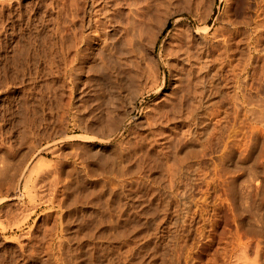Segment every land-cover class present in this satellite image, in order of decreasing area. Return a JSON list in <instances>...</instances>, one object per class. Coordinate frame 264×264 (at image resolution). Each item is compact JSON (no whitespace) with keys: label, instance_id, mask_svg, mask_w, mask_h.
<instances>
[{"label":"rangeland","instance_id":"1","mask_svg":"<svg viewBox=\"0 0 264 264\" xmlns=\"http://www.w3.org/2000/svg\"><path fill=\"white\" fill-rule=\"evenodd\" d=\"M158 1L0 0V264H264V0ZM103 32L106 67L82 64Z\"/></svg>","mask_w":264,"mask_h":264},{"label":"bare ground","instance_id":"2","mask_svg":"<svg viewBox=\"0 0 264 264\" xmlns=\"http://www.w3.org/2000/svg\"><path fill=\"white\" fill-rule=\"evenodd\" d=\"M90 1V0H89ZM112 1V0H111ZM120 1V0H119ZM154 1V0H153ZM157 1V0H156ZM172 1V0H171ZM174 1V0H173ZM199 1V0H198ZM262 1V0H261ZM107 2H108V0H107ZM105 3V4H108V3ZM110 2V1H109ZM168 2H169V0H168ZM168 2H166V0H159L158 1V4H160V7L162 6V7H164L165 8V10H166V8H168V7H166V5H168ZM264 2V1H263ZM113 3H114V1H113ZM112 3V4H113ZM117 3V2H116ZM142 2L140 1V3L139 4H141ZM146 3V2H145ZM154 3V2H153ZM164 3H167V4H165V6H163L164 5ZM171 3V2H170ZM169 3V4H170ZM197 3V2H196ZM89 4V3H88ZM105 4H104V6H105ZM147 4H150V3H147ZM155 4L156 3H154L153 5L155 6ZM158 4H156L157 6H158V8H160L159 7V5ZM47 5V4H46ZM114 5V8H116L117 6L115 5V4H113ZM112 5V6H113ZM137 5V4H136ZM144 5V4H143ZM152 5V6H153ZM108 6V5H107ZM111 6V5H110ZM116 6V7H115ZM147 6V5H146ZM195 6V5H194ZM10 7V6H9ZM139 7V6H138ZM143 7V6H142ZM151 7V6H150ZM264 7V6H263ZM107 8L108 7H106L105 9L107 10ZM113 8V7H112ZM121 8V7H120ZM131 8V7H130ZM149 8V7H148ZM164 8H162L163 10V12L160 14V16H159V18L156 20V22L155 23H152L153 22V17H154V13H156V12H154V13H152V12H148V14H147V17H146V21H148L149 22V25L152 27V29H153V33H151L152 31H150L149 32V34L151 33V39H155V37L156 36H158L160 33H161V31L163 30V28H164V26L166 25V23H167V20H168V15L166 14L167 12H165L164 13ZM261 8H262V6H261ZM2 9V8H1ZM68 9V8H67ZM88 9V8H87ZM90 9V8H89ZM101 9V8H100ZM104 9V10H105ZM118 9V8H117ZM147 9V8H146ZM153 9V8H152ZM154 9H157V7L156 8H154ZM161 9V8H160ZM103 10V9H102ZM115 10V9H114ZM134 10V9H133ZM139 10V9H138ZM226 10V9H225ZM152 11H155V10H152ZM157 12H158V10H156ZM160 11V10H159ZM260 11V10H259ZM261 11H263V9L261 10ZM102 12V11H101ZM111 12H113V11H111ZM141 12H142V8H141ZM172 12V11H171ZM100 13V12H99ZM98 13V14H99ZM159 13V12H158ZM156 14V15H159V14ZM170 12H168V14H169ZM90 14H91V12H90ZM136 14V13H135ZM139 14V13H138ZM143 14V13H142ZM262 14H264V13H262ZM261 14V15H262ZM100 15V14H99ZM101 15H103V14H101ZM145 15V14H144ZM143 15V16H144ZM61 16V15H60ZM67 16V15H66ZM84 16V15H83ZM91 16V15H90ZM131 16V15H130ZM50 17V16H49ZM109 17V16H108ZM34 18V17H33ZM88 18V17H87ZM91 18V17H90ZM90 18H88L89 19V21H88V19H86L85 21H86V24L85 25H83V26H85V28H83V30L81 31V29H80V32H78L79 33V35H77L76 33H75V36H77L76 38L78 39V42H79V44L80 43H87V42H89V40H90V38L92 37V35H90V28L88 27L89 25H90V21L91 22H93L94 21V24H97L98 25V23H101V20H100V18L99 19H90ZM135 18H136V16H135ZM138 18V17H137ZM143 18V17H142ZM145 18V17H144ZM179 17H176L175 18V22H176V20L178 19ZM70 19V18H69ZM81 19V18H80ZM140 19V18H139ZM107 20V19H106ZM263 20V19H262ZM72 21H73V19H72ZM81 21V20H80ZM83 21V20H82ZM116 21V20H115ZM130 21V20H129ZM128 21V22H129ZM132 21V20H131ZM130 21V22H131ZM136 21H137V19H136ZM155 21V20H154ZM179 21V20H178ZM231 21V20H230ZM124 22V21H123ZM50 23V22H49ZM81 23V22H80ZM83 23V22H82ZM141 23V22H140ZM143 23H144V21H143ZM151 23H152V25H151ZM177 23V22H176ZM175 23V24H176ZM263 23V22H262ZM31 24V23H30ZM91 24H93V23H91ZM112 24V23H111ZM121 24V23H120ZM127 24H129V23H127ZM133 24V23H132ZM132 24H130V25H132ZM142 24V23H141ZM141 24H139V25H141ZM146 24V23H145ZM175 24H173L174 26H175ZM232 24V23H231ZM255 24V23H254ZM136 25V24H135ZM138 25V24H137ZM82 26V27H83ZM91 27L93 26V25H90ZM126 26V25H125ZM167 26V25H166ZM172 26V25H171ZM258 26V25H257ZM79 27H81L80 25H79ZM124 27V26H123ZM133 27V26H132ZM137 27V26H136ZM139 27V26H138ZM137 27V28H138ZM150 27V28H151ZM176 27H177V25H176ZM224 27V26H223ZM66 28V27H65ZM94 28H95V26H94ZM129 28V27H128ZM127 28V29H128ZM147 28V27H146ZM74 29H75V27H74ZM89 29V30H88ZM132 31H133V29H135L136 30V28H135V26L133 27V29L132 28H130ZM181 29V28H180ZM58 30V29H57ZM61 30V29H60ZM73 30V29H72ZM76 30H77V28H76ZM99 30V29H98ZM124 30V29H123ZM131 30H129L130 32H131ZM134 30V31H135ZM139 30V29H138ZM141 30V29H140ZM140 30L139 31H136V32H140ZM147 30V29H146ZM79 31V30H78ZM92 31V30H91ZM97 31V30H96ZM145 31V30H144ZM148 31H149V29H148ZM171 31H172V29H171ZM173 31H174V29H173ZM98 32V31H97ZM176 32V31H175ZM213 32V31H212ZM72 33V32H71ZM133 33H135V32H133ZM132 33V34H133ZM169 33V32H168ZM69 34V33H68ZM117 34H119V33H117ZM123 34V33H122ZM125 34V33H124ZM137 34V33H136ZM135 34V35H136ZM141 34V33H140ZM152 34H153V37H152ZM129 35V34H128ZM59 36V35H58ZM91 36V37H90ZM133 35H131V37H132ZM176 36V35H175ZM179 36V35H178ZM136 37V36H135ZM159 37V36H158ZM75 38V39H76ZM93 38L95 39L94 41H96V45L97 46H94L95 48H96V50L92 53V55H91V57H89V54H83V55H86V56H83L82 54H81V52H84V50L85 49H83V48H85L84 46H83V44H82V49L80 48V49H78V50H82L81 52H80V54L82 55V57H81V61L80 62H82V64H85V63H91V59H92V61L94 62V61H96L97 62V64H96V68H101V69H103L104 67H106V65H107V60L109 59V49L111 48V46L109 47V45H108V38H107V33H105V32H103L102 34H99V35H93ZM117 38V37H116ZM134 38V37H133ZM139 38V37H138ZM137 37H136V39H138ZM149 38H150V36H149ZM253 38H255V37H253ZM92 39V38H91ZM135 39V38H134ZM140 39V38H139ZM180 39H181V37H180ZM126 41H127V39H125ZM183 40V39H182ZM181 40V41H182ZM73 41H75V40H73ZM92 41V40H91ZM129 41V40H128ZM178 42L180 41V40H177ZM176 41V42H177ZM180 41V42H181ZM230 41V40H229ZM110 42V41H109ZM120 42V41H119ZM130 42V41H129ZM174 42V41H173ZM176 42H174L175 44H176ZM152 43V42H151ZM183 43H184V41H183ZM204 43V42H203ZM88 45L90 44V42L89 43H87ZM94 44V43H93ZM122 44H124V42H122ZM128 44V43H127ZM174 44V45H175ZM177 44H179V43H177ZM207 44V43H206ZM77 45V44H76ZM84 45H86V44H84ZM131 45V44H130ZM185 45V44H184ZM199 45V44H198ZM91 46V45H90ZM129 46V45H128ZM169 46H170V44H169ZM172 46V45H171ZM81 47V46H80ZM88 47V46H87ZM122 47V46H121ZM132 47V46H131ZM130 47V48H131ZM134 47V46H133ZM132 47V48H133ZM175 47V46H174ZM174 47H173V49H174ZM176 47H180V44L178 45V46H176ZM181 47H183V45H181ZM185 47H187L188 48V46H185ZM234 47V46H233ZM243 47V46H242ZM62 48V47H61ZM74 48H76L75 46H74ZM89 48V47H88ZM114 48V47H113ZM117 48V47H116ZM91 49V48H90ZM94 49V48H93ZM184 48H181V50L182 51H184L183 50ZM186 49V48H185ZM257 49V48H256ZM77 50V51H78ZM111 50V49H110ZM115 50V49H114ZM113 50V51H114ZM171 50H172V48H171ZM180 51V53H182V51L179 49V48H176V50L174 49V50H172V51H170L169 53H168V51L166 52V53H168L169 55L171 54V55H173V54H176L177 52H178V54H179V51ZM74 51V50H73ZM76 51V52H77ZM87 51H89V49L87 50ZM86 51V52H87ZM97 51V52H96ZM128 51H129V49H128ZM189 51V50H188ZM248 51V50H247ZM75 52V53H76ZM112 52V51H111ZM110 52V53H111ZM115 52V51H114ZM114 52H113V54H114ZM131 52V51H130ZM58 53V52H57ZM74 53V52H73ZM78 53V52H77ZM128 53V52H127ZM139 53V52H138ZM184 53H186V54H183V55H187L188 53H187V51L186 52H184ZM191 53V52H190ZM199 53V52H198ZM79 54V53H78ZM112 54V55H113ZM137 54V53H136ZM203 54V53H202ZM262 54V53H261ZM129 55V54H128ZM170 55V56H171ZM181 56H182V54H180ZM191 54H189V56H190ZM194 55V54H193ZM192 55V56H193ZM195 55H198V54H195ZM122 56V55H121ZM174 56V55H173ZM178 56V55H177ZM192 56H190L189 58L190 59H192L193 57ZM231 56V55H230ZM26 57V56H25ZM40 57V56H39ZM79 57V56H78ZM116 57V56H115ZM166 57V56H165ZM176 57V56H175ZM74 58V57H73ZM120 58V57H119ZM133 58V57H132ZM167 58V57H166ZM177 58V57H176ZM180 58H184V56H182V57H180L179 56V61L180 62H182V59L180 60ZM185 58H186V61L189 59L188 58V55L187 56H185ZM185 58H184V63L186 62L185 61ZM256 58V57H255ZM118 59V58H117ZM137 59V58H136ZM173 59H174V57H173ZM203 59V58H202ZM241 59V58H240ZM76 60V59H75ZM115 60H116V58H115ZM167 60V59H166ZM171 60L172 59H170V62H171ZM175 60V59H174ZM130 61V60H129ZM191 61V60H190ZM189 61V62H190ZM202 61V60H201ZM123 62H125V61H123ZM128 62V61H127ZM169 62V61H168ZM229 62V61H228ZM245 62V61H244ZM140 63V62H139ZM166 63H167V61H166ZM174 63V62H173ZM173 63H172V65H173ZM191 63V62H190ZM168 64H170V63H168ZM177 64H179V63H177ZM189 64V63H188ZM64 65V64H63ZM69 65V64H68ZM94 65H95V63H94ZM120 65V64H119ZM171 65V64H170ZM190 65V64H189ZM188 65V66H189ZM115 66V65H114ZM126 66H128V65H126ZM179 67L181 66V65H178ZM178 66H176L175 65V67L176 68H178ZM187 66V65H186ZM186 66H181V67H186ZM187 66V67H188ZM203 66H204V64H203ZM89 67V66H88ZM173 67H174V65H173ZM86 68V67H85ZM189 69L191 68V67H188ZM187 68V69H188ZM220 68V67H219ZM82 69V68H81ZM101 69H99V71L101 70ZM150 69V68H149ZM183 69V68H182ZM186 69V70H187ZM188 69V70H189ZM193 69V68H192ZM196 69V68H195ZM157 70V69H156ZM200 70H202V69H200ZM133 71V70H132ZM178 72H179V69L177 70ZM183 71V70H182ZM193 70H191V71H189L190 73L192 72ZM101 72V71H100ZM128 72H130L129 70H128ZM155 72V71H154ZM176 72V71H175ZM178 72L176 73V74H178ZM186 72V71H185ZM184 71H183V73H185ZM194 72V71H193ZM198 72V71H197ZM125 73V72H124ZM181 73V72H180ZM187 74L185 75V76H190V75H188V74H190V73H188V71L186 72ZM94 74V73H93ZM117 74V73H116ZM119 74V73H118ZM127 74V73H126ZM133 74V73H132ZM132 74H131V79L129 78V80H126V78L127 77H125V79L123 78V76L124 75H122V77L121 78H119V75H118V77H117V75H114V76H116L117 78H115V81H114V83H113V85H109L108 84V82H107V85L109 86V88H107L108 90L110 89V86H111V90H110V94L109 93H107V94H109L108 96V98H107V101L110 103V106L111 107H113L114 109H115V107L117 108V109H119V113H120V115L118 114L117 116H116V119L117 118H121L122 117V112H121V109H122V107H121V109H120V105H123V104H119V99L121 98V96H122V90H123V88L126 86H130L132 83L130 82V80L131 81H133L132 80V78H134V77H132ZM106 75V74H105ZM111 75V73L109 74V76ZM128 75H130V74H128ZM192 75V74H191ZM101 76V75H100ZM107 76V75H106ZM133 76H135V75H133ZM179 76H180V74H179ZM182 76H183V74H182ZM108 77V76H107ZM112 76H110V77H108L109 79H110V81H111V79H114V78H111ZM177 77V76H176ZM183 78H185L186 79V81L187 80H189V79H187V77H183ZM192 78V77H191ZM109 79H107V80H109ZM198 79V78H197ZM200 79V78H199ZM178 80H181V78L180 79H178ZM190 80H192V79H190ZM155 81V80H154ZM134 82L135 81H133V87H134ZM180 82V81H179ZM188 82V81H187ZM195 82H197V81H195ZM259 82V81H258ZM151 83V82H150ZM184 83H185V81H184ZM189 84L191 83L190 81L188 82ZM187 83V85L189 86V84ZM193 84H194V82H192ZM198 83V82H197ZM196 83V84H197ZM201 83V82H200ZM155 85V84H154ZM181 85H182V80H181ZM180 85V86H181ZM195 85V84H194ZM103 86V85H102ZM187 86V87H188ZM191 86V87H190ZM190 88L189 89H191V88H195V86H193L192 87V85L190 84ZM198 86V85H197ZM65 87V86H64ZM69 87V86H68ZM67 87V88H68ZM92 87V86H91ZM131 87V86H130ZM129 87V88H130ZM184 89H187V87L185 88L184 86H182ZM182 87H180V90H183V88ZM205 87V86H204ZM5 88V87H4ZM128 88V90H130ZM132 88V87H131ZM152 88V87H151ZM157 89L156 90H159V87L157 86L156 87ZM182 88V89H181ZM105 89V88H104ZM188 89V90H189ZM200 89V88H199ZM255 89V88H254ZM192 90V89H191ZM191 90H189V91H191ZM130 91H132V93H133V88H132V90H130ZM129 91V92H130ZM185 91H187V90H185ZM195 91V90H194ZM194 91H192L193 92V95H195L197 92H194ZM129 92H127V93H129ZM136 92V91H135ZM173 92V91H172ZM180 92H182V93H184V94H188L187 96L189 97V95L191 94L192 95V93L191 92H189L188 93V91L185 93V92H183V91H180ZM218 92V91H217ZM195 93V94H194ZM131 94V93H130ZM134 94V93H133ZM184 94H182V96L184 95ZM199 95H200V93H199ZM68 96V95H67ZM128 96H129V94H128ZM179 96V97H181V98H183V97H185V96ZM186 96V97H187ZM187 97V98H188ZM179 99L176 103H174L173 102V104L174 105H170L171 106V108L170 109H167L168 111H167V113H165V115H166V117L164 118V113L162 114L163 115V118L161 119V118H159L158 117V122H159V124H158V126H159V128H164V127H166V125L168 124V123H170V122H175V118H177V117H179V118H182V117H180L179 115H182V112L181 111H183V107H185L186 108V106L184 105V102L186 103V102H188V103H190L189 101H182V99ZM201 98V97H200ZM224 98V97H223ZM251 98V97H250ZM108 99H110V100H108ZM197 99V98H196ZM233 99V98H232ZM131 100V99H130ZM190 100V99H189ZM195 100V99H194ZM193 100V101H194ZM106 101V100H105ZM190 101H192V100H190ZM231 101V100H230ZM233 101H234V99H233ZM236 101V100H235ZM253 101V100H252ZM121 102V101H120ZM107 103V102H106ZM166 103V102H165ZM194 103V102H193ZM196 104V103H195ZM198 104V103H197ZM242 104V103H241ZM109 105V104H108ZM190 105V104H189ZM199 105V104H198ZM217 105V104H216ZM215 105V106H216ZM262 105V104H261ZM109 106V107H110ZM188 106V105H187ZM258 106V105H257ZM191 107H193V109H194V105L193 106H191ZM191 107H190V109H191ZM235 107V106H234ZM239 108V107H238ZM181 109V110H180ZM189 108L187 107V110H188ZM189 109V110H190ZM186 110V111H187ZM217 110V109H216ZM112 111V110H111ZM185 111V112H186ZM193 111V110H192ZM191 111V112H192ZM163 112H165V111H163ZM180 112H181V114H180ZM184 112V111H183ZM190 111H188V113H189ZM218 112V111H217ZM243 112V111H242ZM107 113V112H106ZM187 113V112H186ZM186 113H185V115H186ZM187 113V114H188ZM113 114V113H112ZM112 114H110V117H111V115ZM191 114V113H190ZM189 114V115H190ZM250 114V113H249ZM100 115V114H99ZM109 115V114H108ZM108 115H106V116H108ZM196 115V114H195ZM104 116V115H103ZM183 116V115H182ZM187 116L188 115H186V117L185 118H187ZM192 116V115H191ZM213 116V115H212ZM114 117H115V115H114ZM113 117V118H114ZM194 117V116H193ZM232 117V116H231ZM251 117V116H250ZM99 118V117H98ZM104 118V117H103ZM199 118V117H198ZM235 118V117H234ZM239 118V117H238ZM101 119V118H100ZM116 119L114 118L112 121L113 122H115L116 123ZM180 120V119H179ZM190 120H191V118H190ZM193 120V119H192ZM105 121V120H104ZM103 121V122H104ZM109 121H110V118H109ZM112 121H110L109 123L112 125ZM183 121V120H182ZM182 121H180L181 123H182ZM102 122V121H101ZM157 122V123H158ZM179 122V121H178ZM179 122V123H180ZM187 122V121H186ZM217 122V121H216ZM219 122V121H218ZM114 123V124H115ZM190 123V122H189ZM103 124V123H102ZM114 124L112 125V126H114ZM182 124H184V123H182ZM93 125V124H92ZM104 125H105V123H104ZM116 125V124H115ZM178 125V124H177ZM184 125H186V124H184ZM195 125V124H194ZM101 126V125H100ZM110 126V125H109ZM179 126V125H178ZM234 126V125H233ZM239 126V125H238ZM242 126H243V124H242ZM106 127V126H105ZM229 127V126H228ZM88 128V127H87ZM158 128V127H157ZM166 128H168V127H166ZM173 128H174V126H173ZM90 129V128H89ZM94 129V128H93ZM100 129V128H99ZM112 129V128H111ZM172 129V128H171ZM209 129V128H208ZM231 129V128H230ZM243 129V128H242ZM133 130V129H132ZM176 130V129H175ZM175 130H172V131H175ZM235 130V129H234ZM24 131V130H23ZM154 131V130H153ZM158 131V130H157ZM184 131V130H183ZM182 132V131H181ZM185 132V131H184ZM167 133V132H166ZM183 133V132H182ZM182 133L181 134H179V135H177V137H175L173 140H172V138H169L170 139V141H173V142H175V143H177V142H179L180 143V141H182V139H183V136H184V134H183V136H182ZM190 133V132H189ZM154 134H152V136H153ZM186 135V134H185ZM187 136V135H186ZM192 136V135H191ZM78 137V136H77ZM159 137V136H158ZM195 137V136H194ZM153 138V137H152ZM184 138H185V136H184ZM150 139H151V136H150ZM158 138H155V135H154V138H153V146H157V145H159V143H158V140H157ZM191 139V138H190ZM126 140V139H125ZM141 140V139H140ZM184 141V140H183ZM182 141V142H183ZM244 142V141H243ZM31 143V142H30ZM186 143V142H185ZM246 143V142H245ZM181 144V143H180ZM183 144H184V142H183ZM177 146V145H176ZM55 147V146H54ZM152 147V146H151ZM181 147V146H180ZM127 148V147H126ZM179 148V147H178ZM118 149V148H117ZM154 149V148H153ZM157 149V148H156ZM155 149V150H156ZM245 149V148H244ZM54 150V149H53ZM154 150V151H155ZM158 150V149H157ZM156 150V151H157ZM162 150H163V148H162ZM161 150V151H162ZM95 151V150H94ZM119 151V150H118ZM160 151V150H159ZM117 152V151H116ZM142 152V151H141ZM144 152H146V151H144ZM156 153V152H155ZM154 153V154H155ZM164 153V152H163ZM120 154V153H119ZM148 154V153H147ZM157 154V153H156ZM160 154H162L161 152H160ZM226 156V155H225ZM195 157V156H194ZM218 157V156H217ZM43 158V157H42ZM154 158V157H153ZM156 158V157H155ZM168 158V157H167ZM40 159V158H39ZM101 159V158H100ZM159 159V158H158ZM165 160V159H164ZM221 160V159H220ZM40 161H41V159H40ZM42 161H43V159H42ZM56 161V160H55ZM59 161V160H58ZM109 161V160H108ZM117 161V160H116ZM104 162H106V161H104ZM131 162V161H130ZM215 162V161H214ZM35 163V162H34ZM107 163H109V162H107ZM111 163V162H110ZM109 163V164H110ZM114 163V162H113ZM113 163H111V164H113ZM139 164V163H138ZM161 164V163H160ZM126 165V164H125ZM165 165V164H164ZM45 166V165H44ZM51 166V165H50ZM154 166V165H153ZM52 167V166H51ZM107 167V166H106ZM113 167H115L114 165H113ZM112 167V168H113ZM139 167V166H138ZM32 168V167H31ZM121 168V167H120ZM119 168V169H120ZM160 168V167H159ZM163 168V167H162ZM167 168V167H166ZM224 168V167H223ZM58 169V168H57ZM115 169H117V168H115ZM124 169V168H123ZM127 169V168H126ZM33 171H34V169H32ZM112 170V169H111ZM121 171H122V169H120ZM167 170H168V168H167ZM124 171V170H123ZM156 171V170H155ZM172 171V170H171ZM110 172V171H109ZM159 172V171H158ZM41 173V172H40ZM54 173V172H53ZM79 173L80 172H78V175H79ZM168 173H169V170H168ZM38 174V173H37ZM36 174V175H37ZM56 173H54V175H55ZM81 175V174H80ZM30 177V176H29ZM78 177V176H77ZM34 178H36V177H34ZM33 178V179H34ZM55 178V177H54ZM79 178V177H78ZM193 178V177H192ZM28 179V178H27ZM42 179V178H41ZM138 179V178H137ZM140 179V178H139ZM109 180V179H108ZM254 180V179H253ZM28 181V180H27ZM27 181L26 182H24V183H26L27 184ZM52 181V180H51ZM77 181H79V179L77 180ZM29 182V181H28ZM31 182V181H30ZM46 182H47V180H46ZM114 182V181H113ZM168 183V182H167ZM30 184H32V183H30ZM44 184H45V181H44ZM78 184H81L80 182H78ZM135 184V183H134ZM31 186V185H30ZM33 186V185H32ZM44 186V185H43ZM64 186V185H63ZM137 186V185H136ZM23 187H24V185H23ZM34 187V186H33ZM76 187V186H75ZM82 187V186H81ZM121 187V186H120ZM152 189V188H151ZM26 190H28V189H26ZM46 190V189H45ZM30 191V190H29ZM127 191V190H126ZM48 193V192H47ZM188 193V192H187ZM192 198V197H191ZM32 199V198H31ZM2 200V199H1ZM129 203V202H128ZM116 205V204H115ZM69 208V207H68ZM70 216V215H69ZM152 216V215H151ZM201 216V215H200ZM110 217V216H109ZM71 218V217H70ZM136 225V224H135ZM155 225V224H154ZM65 227V226H64ZM88 227V226H87ZM152 230H154V229H152ZM155 231V230H154ZM104 232V231H103ZM27 233V232H26ZM151 234V233H150ZM114 236V235H113ZM257 237V236H256ZM125 238V237H124ZM155 238V237H154ZM123 241V240H122ZM148 241V240H147ZM154 241V240H153ZM166 241V240H165ZM164 241V242H165ZM255 241V240H254ZM125 242V241H124ZM256 244H258V243H256ZM128 245V244H127ZM257 246V245H256ZM164 247V246H163ZM127 248V247H126ZM123 249H125V248H123ZM131 249V248H130ZM154 249V248H153ZM219 249V248H218ZM103 251V250H102ZM253 251V250H252ZM104 252V251H103ZM257 253V252H256ZM126 254V253H125ZM92 255V254H91ZM114 255V254H113ZM118 255V254H117ZM160 256V255H159ZM244 256V255H243ZM92 257V256H91ZM254 257H256L255 255H254ZM262 259V258H261ZM80 261V260H79ZM127 261V260H126ZM253 262V261H252ZM139 263V262H138ZM254 263V262H253ZM255 264H256V262H255Z\"/></svg>","mask_w":264,"mask_h":264}]
</instances>
